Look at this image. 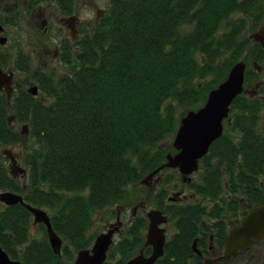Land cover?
Returning <instances> with one entry per match:
<instances>
[{
  "label": "trees",
  "instance_id": "1",
  "mask_svg": "<svg viewBox=\"0 0 264 264\" xmlns=\"http://www.w3.org/2000/svg\"><path fill=\"white\" fill-rule=\"evenodd\" d=\"M261 25L264 0H111L103 22L79 41L76 54L68 51L63 58L68 72L37 77L50 101L23 89L14 99L12 112L27 124L37 146L24 158L25 185L0 156V190L22 192L27 203L47 207L53 229L66 243L60 256L54 254L46 234L31 235L29 211L21 204L0 203V245L9 257L22 264H72L73 251L93 242L88 230L95 213L123 202L130 185L175 152L166 142L185 114H177L180 107L202 106L238 60L257 63L264 74V49L245 36L248 26ZM259 76L256 69H246L244 86ZM259 92L264 94V82ZM260 103L246 94L232 102L231 121L200 160L199 179L186 184L199 201L166 203L167 188L155 193L157 207L169 215L175 231L154 264H201L190 250L194 238L205 254L211 243L221 250L229 227L222 217L242 211L233 226L264 203ZM21 140L6 120V100L0 96V144ZM165 182L170 186L172 180ZM146 226V217L136 216L125 236L110 246L104 264L117 254L114 264L137 254ZM253 247L236 261L219 264H256L249 257Z\"/></svg>",
  "mask_w": 264,
  "mask_h": 264
},
{
  "label": "water",
  "instance_id": "2",
  "mask_svg": "<svg viewBox=\"0 0 264 264\" xmlns=\"http://www.w3.org/2000/svg\"><path fill=\"white\" fill-rule=\"evenodd\" d=\"M257 33L261 34L264 47V28H260ZM0 40L4 41L3 38ZM245 68L244 61L235 62L225 80L209 91L205 103L196 110H189L180 118L172 142L176 152L167 153L165 162L148 173L141 183L149 185L153 177L163 168L177 169L183 181H190V175L199 168V160L208 153L211 144L223 134V120L228 117L231 103L243 90ZM28 91L36 95L38 88L32 85ZM5 152L10 155L9 152ZM11 161L13 164L16 162L12 156ZM19 171L25 173L23 168ZM173 199L174 197H169V200ZM0 202L6 206L21 204L33 216V224L44 225L53 253L61 255L63 240L53 229L50 217L45 210L27 203L22 194L10 190L0 191ZM146 218L148 224L143 247L125 264H154L164 255L166 228L161 225L167 224L168 216L159 209H151L146 212ZM120 227L121 221L117 217L115 223H111L106 231L95 237L91 248L77 252L74 264H103L109 247L113 243V237L119 232ZM262 241H264V204L254 206L239 224L229 229L219 255L215 257L203 255L198 247L197 238L193 239L190 249L202 258V264H218L222 261H232L255 242ZM148 246L151 247V253L145 255L144 248ZM0 264L22 263L11 259L0 246Z\"/></svg>",
  "mask_w": 264,
  "mask_h": 264
},
{
  "label": "rangeland",
  "instance_id": "3",
  "mask_svg": "<svg viewBox=\"0 0 264 264\" xmlns=\"http://www.w3.org/2000/svg\"><path fill=\"white\" fill-rule=\"evenodd\" d=\"M83 0H79L77 5L81 7L80 13L83 19H94L96 18V8H104L107 0H90L91 4L88 6H82ZM1 3V2H0ZM93 3V4H92ZM4 1L2 2V5ZM5 4L8 6L9 11L6 12L7 16L13 22L7 24L8 32L4 34L7 36L8 41L5 46H0V55L4 54L5 57H0L5 60L7 64L5 66L11 67V69L15 72L14 81L17 84H20L19 90L23 89L26 91L30 86V82L32 84L35 83L34 76H41V71L47 72L51 76H58L68 72V68L64 66L61 62V56L58 57H48L46 60L43 59V50L46 48H50V50H54L56 45V37H59V48H61V42L63 45L70 46L73 41L69 36V32L65 27H62V24L59 22V30L56 28V23L52 20L53 28L49 29L47 32L43 31V28L34 24L35 17L33 16V12L30 7L25 6L23 0H11L5 1ZM12 4L14 7H12ZM37 13V12H36ZM60 17V14H59ZM94 23L92 22L91 27ZM260 27V26H259ZM251 29L250 26L245 30V36L251 37L258 29ZM59 31V33H58ZM72 48L75 47V44H72ZM43 62H45L43 64ZM1 65V63H0ZM22 68H26L25 71ZM248 69L253 70V65L251 61H248ZM212 76L207 77L204 80H200L197 82H204L205 80L211 79ZM259 79L264 80V74H260ZM255 82L249 84V86L253 85ZM248 86V87H249ZM18 90V91H19ZM17 91V92H18ZM15 94V93H14ZM260 94V95H259ZM261 94L258 93L256 97L259 98L261 103L259 104V120L258 125L262 132H264V100L261 98ZM16 95V94H15ZM14 95V96H15ZM260 96V97H259ZM44 102H49L50 100L44 97L42 92L37 96ZM13 101V100H12ZM11 101V102H12ZM188 111L185 107H180L178 109L177 114ZM6 116L10 117V126L20 132L22 135V140L16 145H3L0 144V156L3 161L7 171L12 173V175L21 183V185H25L28 181V166L24 161L26 154L31 152L35 146H37L36 142L30 136L28 130H23V126L25 122L18 121L11 110L6 113ZM173 138L169 139L166 144L172 147ZM4 151L10 152L17 159V164L10 166L9 157L4 153ZM19 168H24L27 171L26 176H20ZM200 176V171L195 172L192 175V179L197 181ZM157 180L152 183L151 187L142 183H138L135 185H130L128 187V195L125 200L119 204H116L110 208L103 209L98 211L93 216L92 225L88 230V234L93 235L94 238L97 234L106 231L108 225L110 223H114L116 221L117 214L119 215V220L122 222V229L119 234L114 236V243H117L120 239H122L127 231V227L130 222L136 216H145L146 211L150 209H158L157 204L154 201L155 193L165 187L168 189V196L171 195L172 191H181L182 194L186 195V198L183 200H176L174 203L176 204H189L195 203L200 200L199 197L193 195V190L189 188L185 183L182 182L180 174L177 170H166L157 176ZM171 179L172 183L169 186L165 180ZM177 185L175 189L172 187L173 185ZM143 205H137V204ZM166 203H170L166 201ZM207 203V202H206ZM138 206L135 215H132V210L135 206ZM210 206V203H209ZM45 210L50 215V210L47 207H40ZM162 210V209H161ZM242 211H237L235 214L233 211H229L226 213L222 220L227 223H233L236 216L240 215ZM175 231V227L171 221H169L167 225V238ZM30 233L33 237L40 238L43 237L46 232H43L40 228V224H33L31 217V225H30ZM66 242H63V244ZM91 247V246H90ZM74 258L77 252H74ZM213 254H216L214 252ZM119 257L117 254L115 258L108 260V264H114L115 260ZM251 263L255 262L256 264L260 261H264V245L254 246L252 251L249 254ZM74 260V259H73ZM73 264V262H72Z\"/></svg>",
  "mask_w": 264,
  "mask_h": 264
},
{
  "label": "flooded vegetation",
  "instance_id": "4",
  "mask_svg": "<svg viewBox=\"0 0 264 264\" xmlns=\"http://www.w3.org/2000/svg\"><path fill=\"white\" fill-rule=\"evenodd\" d=\"M3 1H4V4L2 5ZM5 1H11V0H0L1 2L0 3V39L3 38L4 40L3 42H1L0 40V46L6 45L8 38L7 36H4V34L8 32L7 24L10 22H13L12 20H10V18L6 14V12L9 11V8L5 4ZM110 1L111 0L106 1V5L104 6V8H99V7L96 8L97 15L94 21L89 18L83 19L81 17V13H80L81 7L77 5L79 0H23V3L25 4V6L30 7L31 11L33 12L34 17L36 14V20L34 19V24L42 27L43 31L47 32L49 29L54 27L52 25V20L58 23L56 24L57 26L56 28H58V30H59L58 26L60 22L62 24V27L64 26L65 29L68 30L69 36L71 40L73 41L72 44H75L76 46L82 38H84L87 35H91L93 33V30L98 25H100L101 22H103V20L105 19V15L109 11ZM82 3H83L82 6H88L91 4V1L83 0ZM12 7H14L13 4H12ZM59 14H60V17H59ZM92 22L94 24L91 27ZM256 37L259 38V36H256ZM69 44L70 43H68L67 45H63L61 42L62 46L61 48H59V37L57 36L56 45H55L54 50L51 51L50 48L44 49L43 54H42L43 59L46 60L48 57H58L60 55L61 62L65 66L66 64L64 63L63 58L68 53V51L71 54L77 53L76 48H72L73 47L72 44L68 46ZM0 57H5V56L4 54H1ZM0 63H1L0 65V96H3L6 100V113H7L9 110L12 111V105L14 104V99L18 93L17 91L19 90L20 84H17V82L14 81L15 72L11 69V67L5 66L7 62H5V60L0 58ZM44 63L45 62H43V64ZM22 69L25 71L26 68H22ZM40 73H43L45 75L48 74L45 71H41ZM34 77H35V83H37L35 85L39 87V84L37 81L38 76L36 75ZM31 84L32 83L30 82V85ZM256 95H253V96H256ZM10 117L11 116H6V120L8 123L10 122ZM10 166H11V163H10ZM185 198H186V195L181 196V199H185ZM137 205L139 206L142 204L140 202V204H137ZM137 205L132 210L134 215L138 208Z\"/></svg>",
  "mask_w": 264,
  "mask_h": 264
}]
</instances>
